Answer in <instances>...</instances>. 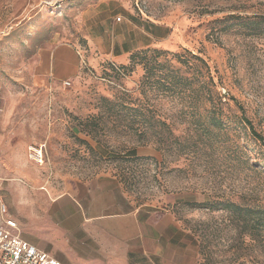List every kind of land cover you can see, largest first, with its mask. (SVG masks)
I'll list each match as a JSON object with an SVG mask.
<instances>
[{
	"label": "rangeland",
	"instance_id": "rangeland-1",
	"mask_svg": "<svg viewBox=\"0 0 264 264\" xmlns=\"http://www.w3.org/2000/svg\"><path fill=\"white\" fill-rule=\"evenodd\" d=\"M128 12L145 32L158 31V46L125 74L106 65L70 86L53 79L56 47L84 50ZM207 70L227 125L216 138L197 123ZM105 100L133 110L109 112ZM243 115L264 136V0H0V200L19 220L31 202L114 180L153 224L176 230L174 242L160 239L163 263L264 264V233L253 239L227 212L198 206H264V153ZM94 116L98 125L88 124ZM144 117L169 125L181 145L165 156L154 126L140 146ZM32 148H43L42 164Z\"/></svg>",
	"mask_w": 264,
	"mask_h": 264
},
{
	"label": "crops",
	"instance_id": "crops-1",
	"mask_svg": "<svg viewBox=\"0 0 264 264\" xmlns=\"http://www.w3.org/2000/svg\"><path fill=\"white\" fill-rule=\"evenodd\" d=\"M132 19L128 12L123 23L113 20L109 31L88 38L84 50L56 47L50 57L53 79L65 82L88 69L128 66L132 54L158 46V31L147 33ZM16 215L21 238L62 264H161L160 239H176V230L153 224L114 180L77 186L39 206L31 202Z\"/></svg>",
	"mask_w": 264,
	"mask_h": 264
},
{
	"label": "trees",
	"instance_id": "trees-1",
	"mask_svg": "<svg viewBox=\"0 0 264 264\" xmlns=\"http://www.w3.org/2000/svg\"><path fill=\"white\" fill-rule=\"evenodd\" d=\"M143 50L132 54L130 58V64L136 59V57L141 54V52L148 51ZM203 65L206 66L204 61L202 62ZM129 64V65H130ZM113 68L114 71H118L120 73L125 74L127 71L128 66H110ZM207 67V66H206ZM106 71V70H105ZM117 72V75L119 74ZM116 73V72H115ZM176 78V85L185 84L190 85L189 80L175 77ZM215 83L214 79L211 76L210 72L207 70L206 74L204 75V81L201 83V87L199 92H201L200 100H203V111L200 115V121L197 123L202 128V133L205 135L206 138L214 137L216 138V131L217 133L223 132L227 125L224 122V112L222 111V97L220 94L215 92ZM121 99V98H120ZM118 99V100H120ZM106 102V100L104 101ZM107 109L109 112H117L122 113L127 111H132V108L125 109L124 106L120 107L119 103L108 101L106 102ZM123 110V111H121ZM125 110V111H124ZM134 112L136 114H140L141 116H146L145 112L140 109H135ZM195 117L196 113H192ZM98 118L94 116L91 120H88V124H97L98 125ZM242 122L245 127L250 132L252 139L254 140L255 144L260 147L262 153H264V136L257 132L254 128L253 124L243 115ZM139 126L136 128V131L139 135V143L140 146L146 147L150 144V140L147 138L149 127L151 129H155L154 126H157L160 130L158 133L155 134L157 138L156 144L158 150L163 151L164 155L166 156L169 153L170 149L172 150L175 145L180 146V138L175 137L174 133L171 131L169 125L161 120H156L154 123L148 120L146 117L141 122H138ZM128 127L132 129V127L128 124ZM130 153V152H128ZM123 180L126 181V176H123ZM198 206L209 207L210 209H220L221 211L227 212L233 222L236 223L239 230H244L246 234H249L253 239H258L260 235L264 233V206L260 205H248L245 203H233V202H216L212 203L210 201H206L203 204H198Z\"/></svg>",
	"mask_w": 264,
	"mask_h": 264
},
{
	"label": "built area",
	"instance_id": "built-area-1",
	"mask_svg": "<svg viewBox=\"0 0 264 264\" xmlns=\"http://www.w3.org/2000/svg\"><path fill=\"white\" fill-rule=\"evenodd\" d=\"M70 85L71 82H65V86ZM30 155L35 163H43V148H32ZM19 230L18 221L0 200V264H62L48 253L24 241Z\"/></svg>",
	"mask_w": 264,
	"mask_h": 264
}]
</instances>
